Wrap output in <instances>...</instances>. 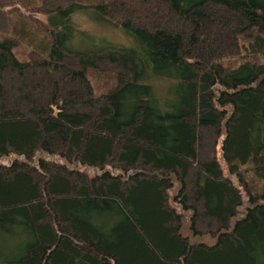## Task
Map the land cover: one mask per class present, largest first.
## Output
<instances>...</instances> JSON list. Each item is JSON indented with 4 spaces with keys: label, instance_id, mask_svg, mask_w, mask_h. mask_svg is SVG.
Returning a JSON list of instances; mask_svg holds the SVG:
<instances>
[{
    "label": "trees",
    "instance_id": "obj_1",
    "mask_svg": "<svg viewBox=\"0 0 264 264\" xmlns=\"http://www.w3.org/2000/svg\"><path fill=\"white\" fill-rule=\"evenodd\" d=\"M4 160L0 264H264V0H0Z\"/></svg>",
    "mask_w": 264,
    "mask_h": 264
},
{
    "label": "rangeland",
    "instance_id": "obj_2",
    "mask_svg": "<svg viewBox=\"0 0 264 264\" xmlns=\"http://www.w3.org/2000/svg\"><path fill=\"white\" fill-rule=\"evenodd\" d=\"M36 17L40 21H44V17L41 15H36ZM72 20L74 21L77 31H75V35L73 38V41L70 44V47L72 49H77V50H87L89 48H93L94 45H115L119 47H131L132 44L134 43L133 40L126 36L122 31L119 29H114V28H107L101 25H97L93 23L91 20L87 19L83 15L80 14H74L72 17ZM45 22V21H44ZM132 40V42H131ZM154 91L156 92L157 97L161 102H165L167 100L172 99L173 95V87H172V82L167 80V79H157L153 78L151 81ZM1 164H6L8 161H0ZM188 225L182 224L181 226V232L184 234L186 237H191L189 238L191 241H194L193 236L191 235L190 230L188 229Z\"/></svg>",
    "mask_w": 264,
    "mask_h": 264
},
{
    "label": "water",
    "instance_id": "obj_3",
    "mask_svg": "<svg viewBox=\"0 0 264 264\" xmlns=\"http://www.w3.org/2000/svg\"><path fill=\"white\" fill-rule=\"evenodd\" d=\"M185 236V235H184ZM189 236V238L191 237L190 235H188ZM186 237V236H185ZM196 240H198V238L196 237V238H194V241H196ZM210 240V239H209Z\"/></svg>",
    "mask_w": 264,
    "mask_h": 264
}]
</instances>
